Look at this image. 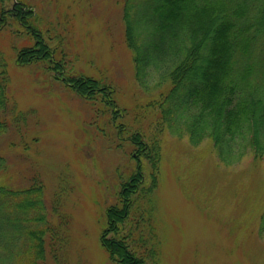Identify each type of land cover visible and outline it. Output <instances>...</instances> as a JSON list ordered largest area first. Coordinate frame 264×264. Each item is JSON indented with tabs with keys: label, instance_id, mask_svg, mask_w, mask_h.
Wrapping results in <instances>:
<instances>
[{
	"label": "trees",
	"instance_id": "16d2710c",
	"mask_svg": "<svg viewBox=\"0 0 264 264\" xmlns=\"http://www.w3.org/2000/svg\"><path fill=\"white\" fill-rule=\"evenodd\" d=\"M38 16L20 0H0V30L32 40L17 50L16 63L38 64L60 80L91 107L99 133L115 148L126 145L134 160L126 172L116 169V201L106 208L101 246L112 264H161L155 195L163 133H187L193 144L207 137L224 164L245 152L264 157V0H123L124 42L135 79L143 90L151 83L159 87L139 105L142 120L152 114L148 128L123 121L127 111L110 82L68 65L63 36L49 25L42 30ZM5 65L0 55V137L13 130L16 140L9 144L28 155L38 141L26 134L33 109L18 107ZM9 170L0 153V264H66L71 174L59 173L47 202L38 171L15 186L6 180ZM256 232L264 237V207Z\"/></svg>",
	"mask_w": 264,
	"mask_h": 264
},
{
	"label": "rangeland",
	"instance_id": "374dc122",
	"mask_svg": "<svg viewBox=\"0 0 264 264\" xmlns=\"http://www.w3.org/2000/svg\"><path fill=\"white\" fill-rule=\"evenodd\" d=\"M20 1L39 15L42 30L49 25L52 34L63 36L60 45L75 72L112 84L119 106L127 111L123 121L132 128L151 126L152 114L142 120L139 105L159 87L151 83L143 90L135 79L132 53L124 42L123 0ZM31 43L26 34L0 30L10 94L19 108L33 109L26 134L38 137L28 155L9 144L16 140L13 130L0 137V153L10 165L6 180L25 185L38 171L50 202L59 173H70L75 189L64 208L70 225L66 264H112L100 235L107 223L106 208L116 201V169L126 172L134 160L126 145L115 148L99 133L91 107L60 80L38 64L16 63L17 50ZM202 139L193 144L187 133L162 135L155 195L161 264H264V237L256 232L264 207V157L254 159L245 152L238 161L224 164L211 140Z\"/></svg>",
	"mask_w": 264,
	"mask_h": 264
}]
</instances>
